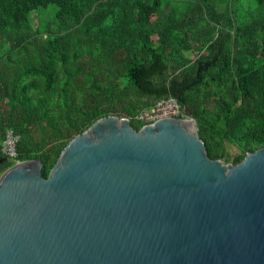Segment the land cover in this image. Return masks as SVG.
Here are the masks:
<instances>
[{
    "label": "trees",
    "instance_id": "trees-1",
    "mask_svg": "<svg viewBox=\"0 0 264 264\" xmlns=\"http://www.w3.org/2000/svg\"><path fill=\"white\" fill-rule=\"evenodd\" d=\"M51 4L53 27L35 25ZM168 96L210 158L262 147L264 0H0V136L19 134L18 160L41 161L44 177L98 118L138 130L136 114Z\"/></svg>",
    "mask_w": 264,
    "mask_h": 264
},
{
    "label": "water",
    "instance_id": "water-1",
    "mask_svg": "<svg viewBox=\"0 0 264 264\" xmlns=\"http://www.w3.org/2000/svg\"><path fill=\"white\" fill-rule=\"evenodd\" d=\"M42 167L0 176V264H264V145L212 159L185 107L100 117Z\"/></svg>",
    "mask_w": 264,
    "mask_h": 264
},
{
    "label": "built area",
    "instance_id": "built-area-1",
    "mask_svg": "<svg viewBox=\"0 0 264 264\" xmlns=\"http://www.w3.org/2000/svg\"><path fill=\"white\" fill-rule=\"evenodd\" d=\"M182 106L179 100L174 96H168L157 100L150 108L140 110L136 114V120L142 125L152 123L165 117H181ZM19 134L11 129H5L0 136V152L7 159L14 163L19 162L17 142Z\"/></svg>",
    "mask_w": 264,
    "mask_h": 264
},
{
    "label": "rangeland",
    "instance_id": "rangeland-1",
    "mask_svg": "<svg viewBox=\"0 0 264 264\" xmlns=\"http://www.w3.org/2000/svg\"><path fill=\"white\" fill-rule=\"evenodd\" d=\"M38 11L41 12L43 20L41 21V18L39 16H35L33 20L34 24L36 25L41 23V26L43 28H52L54 23V21H52V16L53 13L56 11V6L54 4H51L47 8H39ZM230 151L234 152L235 148L231 147Z\"/></svg>",
    "mask_w": 264,
    "mask_h": 264
}]
</instances>
